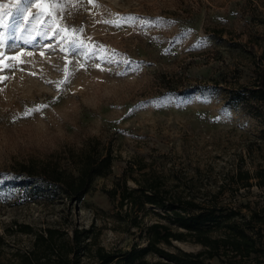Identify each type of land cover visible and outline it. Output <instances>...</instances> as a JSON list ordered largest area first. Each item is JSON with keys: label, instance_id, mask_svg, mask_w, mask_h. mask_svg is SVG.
<instances>
[{"label": "rangeland", "instance_id": "rangeland-1", "mask_svg": "<svg viewBox=\"0 0 264 264\" xmlns=\"http://www.w3.org/2000/svg\"><path fill=\"white\" fill-rule=\"evenodd\" d=\"M32 3L21 0L20 7ZM95 4L82 0L73 6L65 0L57 13L62 26L81 29L67 37L83 42L75 51L62 33L48 30V17L34 30L29 20L20 33L15 24L23 23L18 17L26 13L13 9L11 27L3 30L5 55H31L19 57L24 63L9 61L15 67L0 72L7 77L0 83L1 264H16L6 260L10 251L27 249L31 242L24 234L7 235L5 228L12 231L14 221L36 230L95 225L107 251L143 245L139 230L128 226L135 213L125 214L118 197L106 191L117 178L135 186L133 179L149 174L203 203L239 211L238 223L256 213L262 221L255 217L250 224L264 235V184H258L260 171L264 174L263 125L214 87L218 81L225 88L244 85L264 71V0ZM112 20L118 24L103 22ZM13 35L33 39L24 43ZM39 105L47 107L25 114ZM91 145L110 151L114 162L111 174L97 178L79 203L34 188V179L21 175V165L32 163L68 171L71 156ZM245 172L248 186L237 175ZM152 210L148 207L144 222L156 220ZM211 234L226 236L223 230ZM168 248L204 249L193 240L173 241ZM221 255L211 262L227 264Z\"/></svg>", "mask_w": 264, "mask_h": 264}, {"label": "trees", "instance_id": "trees-1", "mask_svg": "<svg viewBox=\"0 0 264 264\" xmlns=\"http://www.w3.org/2000/svg\"><path fill=\"white\" fill-rule=\"evenodd\" d=\"M220 82H214L215 90H223L230 103L241 106L262 123L259 133L264 140V71H258L250 83L244 85L225 88L218 86ZM113 162L110 151H97L91 145L71 156L68 171L49 163L39 167L32 163L21 165L20 172L22 177L35 180H32L34 188L51 190L69 202L79 203L97 178L111 174ZM259 174L262 181L258 184L261 185L264 174L261 171ZM237 175L245 179L243 186L250 185L247 172L243 177L241 173ZM133 182L135 186H130L125 177L117 178L106 193L118 197L125 214L135 213L128 226L139 230L143 245L134 242L129 248L107 251L99 245L100 233L95 225L70 229L46 225L36 230L14 221L12 231L5 228L7 235L24 234L31 242L27 249L10 251L12 256L6 260L16 264H81L82 258L88 256L96 260L95 264H213V258L224 254L227 264H264V235L250 224L255 217L262 221L256 213L238 223L235 218L239 211H226L215 202L203 203L171 189L160 177L149 174ZM148 207L155 208L152 212L157 217L150 223L144 222ZM218 230H223L226 236L213 237L211 233ZM187 240H193L204 249L192 252L168 248L173 246V241ZM3 244L4 237L0 234V264Z\"/></svg>", "mask_w": 264, "mask_h": 264}, {"label": "snow or ice", "instance_id": "snow-or-ice-1", "mask_svg": "<svg viewBox=\"0 0 264 264\" xmlns=\"http://www.w3.org/2000/svg\"><path fill=\"white\" fill-rule=\"evenodd\" d=\"M67 3H72L73 6H75L76 3L82 2V0H66ZM21 0H8V2H0V72H2L4 69H13L15 67L14 64L10 63L9 61H16L17 63H24L23 60L19 59L20 56L23 55H31V53H24L21 51L17 56H7L5 55L3 48L5 47V31L11 25L8 22V18L13 15V9H16L19 13H26V15H19L18 20L22 21L23 23H16L15 24V31L23 33L26 29L24 28V25L29 23V20L32 21V28L33 30L36 29L38 26L45 25L44 17H48L51 22V27H49V31H53V35H56L57 33H62L61 39H67L68 36L73 35L75 32L80 31L81 29H69L68 27H64L61 25L60 21L57 20V13L62 12L65 7V0H33V3L28 5L27 7L21 8L20 7ZM88 3L93 4V6H97L95 4V0H88ZM36 9L37 11L32 12L30 9ZM126 20H131L132 17L125 18ZM104 23H114L118 24V21L112 20V21H103ZM12 39L18 40V39H24V43H29L33 37L29 35L28 38H23L21 36H15L13 35ZM67 43H70L72 45V51H75L77 48L84 47L83 42H77L75 39H67ZM13 46H15L13 44ZM62 51H65L67 49L62 48ZM92 49H89V54L91 53ZM43 55V53H41ZM124 63H127V61H124ZM83 67V65H81ZM96 67H100L99 64L96 65ZM34 75V73H33ZM7 77L0 75V83H2ZM67 81V77L65 78V81H62L61 83H64ZM59 87V85H57ZM2 91V89H0ZM47 107V105H39L32 109H29L25 114L31 115L32 112L40 111L41 108Z\"/></svg>", "mask_w": 264, "mask_h": 264}]
</instances>
